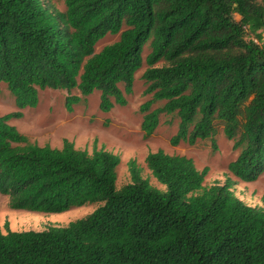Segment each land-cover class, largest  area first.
Segmentation results:
<instances>
[{"label":"trees","instance_id":"obj_1","mask_svg":"<svg viewBox=\"0 0 264 264\" xmlns=\"http://www.w3.org/2000/svg\"><path fill=\"white\" fill-rule=\"evenodd\" d=\"M263 33L264 0H0V82L17 106L0 115V195L35 213L99 204L42 231L5 223L0 264H264V208L238 198L235 180L206 186V167L157 150L144 162L164 188L132 159L118 189V155L67 139L39 146L10 124L46 88L78 91L65 99L68 112L95 91L101 111L123 106L144 62L143 137L162 115L178 120L172 145L214 142L221 123L238 152L230 173L253 182L264 173ZM107 34L118 40L95 52Z\"/></svg>","mask_w":264,"mask_h":264},{"label":"rangeland","instance_id":"obj_2","mask_svg":"<svg viewBox=\"0 0 264 264\" xmlns=\"http://www.w3.org/2000/svg\"><path fill=\"white\" fill-rule=\"evenodd\" d=\"M55 10L64 11L61 1H53ZM125 29V27H123ZM264 35V33H263ZM119 35L107 34L95 46V52L105 45L118 40ZM149 52L144 47L142 58ZM146 65L135 73L132 93L124 94L126 104L114 105L108 112L99 109L98 91L91 95L80 97V102L72 105V111L65 107L68 95H79L77 90L67 93L65 90L46 88L38 91V104L22 110V117L10 121L17 130L26 135L29 142L39 146L49 145L60 148L64 139L72 142L77 149H85L89 153L93 149H104L116 154L120 158L117 167L116 187L119 189L130 182L127 167L129 160H135L141 168L143 178L159 188L160 185L147 169L144 159L149 152L163 150L167 154L181 155L191 158L198 170L207 168L204 185L209 186L215 182L224 183L227 178L235 180L233 190L235 195L250 206L264 208V173L255 181L245 183L235 179L230 173L229 163L235 160L238 152L232 149V141L223 134L221 123L216 124V132L211 139L196 142L194 145L180 142L171 144V138L177 132L178 120L175 117L162 115L160 123L149 138H144L140 129L143 114L140 106L150 96L144 95L146 85L141 78ZM123 90V86L120 85ZM155 104L152 108L159 106ZM17 111L13 95L6 84L0 82V115ZM99 204H87L57 214L26 212L12 210L8 206V197L0 195V228L5 233V223L11 231H42L50 226H66L69 222L83 218L93 212Z\"/></svg>","mask_w":264,"mask_h":264}]
</instances>
